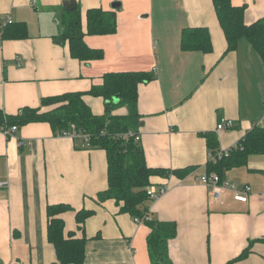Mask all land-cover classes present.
I'll return each instance as SVG.
<instances>
[{
    "label": "crops",
    "instance_id": "obj_1",
    "mask_svg": "<svg viewBox=\"0 0 264 264\" xmlns=\"http://www.w3.org/2000/svg\"><path fill=\"white\" fill-rule=\"evenodd\" d=\"M231 2L245 7L246 25L264 18V0ZM73 5L97 59L80 61L69 41L55 40L63 8ZM94 9L115 15L113 33L88 34ZM0 21L25 23L28 33L0 44V109L8 116L67 93L86 94L92 113L103 116L104 99L88 93L105 74L153 75L138 88V133L147 166L162 172L148 188L167 190L145 202L149 219L139 225L123 204L98 200L108 188L105 150L57 136L45 122L10 136L0 131V264L58 263L48 239L53 205L72 208L59 218L66 238L86 240L82 264H154L147 223L156 221L177 225L169 241L173 264H264V152L222 171L224 182L250 187L246 203L230 191L215 201L201 182L213 153L237 148L256 127L264 130V59L246 39L228 51L213 0H0ZM188 28L209 30L210 53L183 50ZM113 114L126 116L128 109ZM223 119L233 127L218 132ZM82 210L94 214L79 224Z\"/></svg>",
    "mask_w": 264,
    "mask_h": 264
},
{
    "label": "trees",
    "instance_id": "obj_2",
    "mask_svg": "<svg viewBox=\"0 0 264 264\" xmlns=\"http://www.w3.org/2000/svg\"><path fill=\"white\" fill-rule=\"evenodd\" d=\"M219 23L225 33L228 51H235L241 39H246L264 59V18L252 25L244 21L245 7L233 6L231 0H213ZM63 32L55 37L60 43L70 42L72 56L80 61L97 59L98 53L89 48L83 38L75 39L81 31V9L78 5L63 8ZM116 30L115 15L100 9L88 12V34L106 35ZM28 36L25 23H2L0 21V44L7 40H22ZM182 48L185 51L210 53L212 41L209 30L188 28L182 34ZM153 79L146 72L108 73L103 83L94 86L88 93L101 97L105 101V114L95 116L85 103L84 93H67L60 96L41 99L39 109L26 108L17 116H8L0 109V131L12 127L49 123L57 136L64 133H79L76 141L84 148L103 149L108 159V188L98 195L100 202L114 200L123 204L121 211L137 219L147 214L145 202L149 199L147 188L150 178L161 171L147 166L140 141L135 138L124 139L123 135L139 134L141 116L138 112V88ZM52 108L42 111L43 108ZM127 108L128 115L115 116L113 112ZM74 126V130H73ZM10 136L11 134H7ZM88 141V143L86 142ZM264 152V130L260 127L249 132L237 148L217 163L209 162L210 174L216 172L220 177L224 169L238 163H244L252 154ZM213 153L212 155H214ZM72 208L68 205H53L47 209L49 217L48 239L53 244L58 263L82 264L85 257V239H76L73 234L64 236V222L59 216ZM94 213L80 211L77 222L84 224ZM151 233L148 247L154 264H173L169 258V241L177 235V225L171 222H150ZM247 253L243 254L244 258Z\"/></svg>",
    "mask_w": 264,
    "mask_h": 264
},
{
    "label": "built area",
    "instance_id": "obj_3",
    "mask_svg": "<svg viewBox=\"0 0 264 264\" xmlns=\"http://www.w3.org/2000/svg\"><path fill=\"white\" fill-rule=\"evenodd\" d=\"M233 127V121L232 120H226L223 119L218 125H217V131H226ZM74 130V126H73ZM18 131V127H12L10 130L6 131V134H15ZM62 137H69L73 139H78L80 137L79 133L75 130L73 132L64 133ZM124 139L129 138H135L136 141L141 140V136L139 134L129 133L123 135ZM88 143V141L86 140ZM233 148L231 149H225L220 152L215 153L211 157L212 163H217L219 160H221L223 157L229 156ZM201 182L209 187L211 193L214 196L215 201H220L226 191H230L234 194V199L239 202L246 203L249 200V196L251 193V189L248 186L240 187L238 184H231L228 182H224L222 178L217 173H211L202 176ZM3 187V183L0 182V188ZM167 190L161 191L160 193L156 191L153 188L147 189V195L149 196V199L152 201H156L161 195L165 194ZM148 216H145L143 219H136V223L141 225L145 223L148 220Z\"/></svg>",
    "mask_w": 264,
    "mask_h": 264
},
{
    "label": "water",
    "instance_id": "obj_4",
    "mask_svg": "<svg viewBox=\"0 0 264 264\" xmlns=\"http://www.w3.org/2000/svg\"><path fill=\"white\" fill-rule=\"evenodd\" d=\"M83 38V34L79 31L75 37V39L80 40Z\"/></svg>",
    "mask_w": 264,
    "mask_h": 264
}]
</instances>
